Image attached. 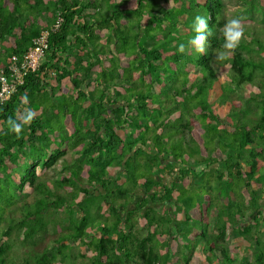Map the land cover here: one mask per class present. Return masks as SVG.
Segmentation results:
<instances>
[{"label": "trees", "instance_id": "obj_1", "mask_svg": "<svg viewBox=\"0 0 264 264\" xmlns=\"http://www.w3.org/2000/svg\"><path fill=\"white\" fill-rule=\"evenodd\" d=\"M245 1L264 10V0ZM224 9L221 0H0L1 68L48 31L44 60L0 103V264L15 244L17 264H264V18L223 64L213 63L223 35L209 37L211 54L188 44L195 16H210L213 31ZM251 85L239 115L236 93ZM25 97L36 118L20 138L5 134ZM57 164L60 177L37 174ZM228 228L248 245L228 249ZM75 241L87 249L78 257Z\"/></svg>", "mask_w": 264, "mask_h": 264}, {"label": "rangeland", "instance_id": "obj_2", "mask_svg": "<svg viewBox=\"0 0 264 264\" xmlns=\"http://www.w3.org/2000/svg\"><path fill=\"white\" fill-rule=\"evenodd\" d=\"M221 2L224 4V18H225V23L228 19L230 18H234V17H240L242 18V21L244 23V26H245V30H248L250 31L249 33L253 32V30L251 29L252 28V24H255V26H257L258 28L261 27V24H262V18H264V10H261V11H258V6H255L254 7V4L253 5H250L247 1L245 0H221ZM258 3V1L256 0L255 1V4ZM252 6V7H251ZM9 7H6V10H8ZM224 23V24H225ZM222 29H223V26L220 27L219 29H215L212 31V33L216 36H221L222 35ZM260 34L264 35V30L261 29L260 31ZM261 35V37H262ZM244 38L246 39H249V36L248 35H245ZM4 45L5 47H7V42L5 41L4 42ZM5 47L2 49V51H4ZM250 50H254V49H257L254 45H252L251 48H249ZM247 51L249 50H245L244 52L246 53ZM207 52L208 54L212 52V48L208 47L207 49ZM264 54V52H263ZM246 58H248V55L245 54ZM230 64V61L228 62ZM228 64V65H229ZM227 65V66H228ZM217 69V68H216ZM196 73L198 72V70L195 71ZM221 72V71H220ZM219 73V71H218ZM222 77V76H221ZM229 82V81H228ZM69 82L68 81H64L62 86L64 87H69ZM229 90L233 91L235 90L234 88V85L232 86L231 85H227ZM258 89L256 86L254 85H251V86H245L242 90V92H240L238 90V92L236 93V98H238L241 102V105H240V110L237 112V114L241 115V112L245 109H247L249 106H250V100L247 99L244 95H247V93L249 92H257ZM217 101V99H216ZM215 102V101H214ZM216 106V105H215ZM217 112H219L221 115L223 114L222 113V110L220 107H217L216 108ZM232 115L234 116V114H231L228 118H232ZM67 130V131H66ZM64 130V135L65 136H69L71 134V130L70 129H66ZM241 131H238L237 135L239 136L241 134ZM121 135H124L123 132H120ZM172 156V154L170 155ZM37 170V174H41L42 178L43 179H51V178H58L62 175V170H61V166L59 164H57L54 168H51V169H44L43 167L41 168L40 166L36 168ZM110 174H111V179L113 181L115 180H119V181H123V177L121 176V174L119 173V169L118 167H109L108 168ZM262 170L259 171V174L261 173ZM262 179H264V172L262 174ZM115 184V183H114ZM30 191L29 187L26 185L24 187V191L22 193H19L17 192L16 193V196L18 198H20L21 196H25V194H28ZM53 216H58L60 218H62V222L63 224H67L68 223V215L66 213L65 210H61V211H54L53 213ZM144 219L143 217H139L138 218V226H143L144 224ZM211 225L214 226V220L211 221ZM211 226V228H212ZM51 227V224L49 225V228ZM15 235L16 233L13 232V234L11 235V239L12 240H16L15 238ZM264 231H263V235H262V238L264 239ZM2 237V236H1ZM4 240L7 239L6 236L2 237ZM71 245H72V250H71V253L73 255H75V257H78V253L81 252V250H87L86 248L84 247H81L80 245H78V241H75V242H70ZM178 244L175 242V241H172L171 243V248H172V251H175L177 249V246ZM246 245H248V241L241 238V237H238L236 235V233L231 230L230 228L227 229V235H226V246L228 249H232L233 247L235 246H238L240 248H244ZM197 255L202 257L201 255V247L198 246L197 247ZM24 255H22V250L19 246H16V244L14 245L13 247V251L10 253V256H9V259H10V262L9 264H17L20 262V258H22ZM82 261H85V262H88L87 259H82L81 257H78L75 261V263H71L67 260H65L64 264H81ZM183 260V259H182ZM216 264H219L217 262H215Z\"/></svg>", "mask_w": 264, "mask_h": 264}, {"label": "clouds", "instance_id": "obj_3", "mask_svg": "<svg viewBox=\"0 0 264 264\" xmlns=\"http://www.w3.org/2000/svg\"><path fill=\"white\" fill-rule=\"evenodd\" d=\"M209 20H211L210 16L203 17L200 15H197L194 18L193 31L195 33V36L189 40L188 44L190 46V49L195 54L203 55V54H206L207 52V49L209 47V37L213 35L212 30L209 27ZM47 35H48V31H47ZM222 35H223L224 41L222 45L220 46V49L214 50V56H213L214 64H223L225 61L231 59L232 55L235 53L236 49L239 47L241 41L244 39L245 26L242 21V18L234 17V18L228 19L226 23L223 25ZM38 36H36L35 38H37ZM178 52H180L181 54H184L186 52V48L184 44L179 45ZM13 55H16V54H13ZM43 60H44V57L41 59L40 64ZM26 101H27V98L25 97V106H23L21 109L18 110V115H16L15 117H12V116L8 117L6 121L7 132L5 134L13 133L17 138H20L24 130L27 127H30L31 124L33 123L34 119L36 118L37 113L31 107L26 106Z\"/></svg>", "mask_w": 264, "mask_h": 264}, {"label": "built area", "instance_id": "obj_4", "mask_svg": "<svg viewBox=\"0 0 264 264\" xmlns=\"http://www.w3.org/2000/svg\"><path fill=\"white\" fill-rule=\"evenodd\" d=\"M47 49V31L33 40L32 46L22 56L12 55L7 68H0V103L16 91L28 72L35 71Z\"/></svg>", "mask_w": 264, "mask_h": 264}]
</instances>
